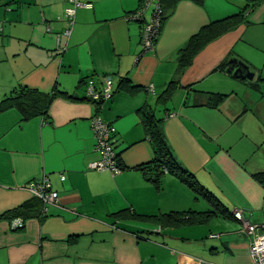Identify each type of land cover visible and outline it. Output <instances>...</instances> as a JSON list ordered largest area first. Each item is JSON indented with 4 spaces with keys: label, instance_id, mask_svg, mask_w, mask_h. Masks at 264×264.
I'll return each instance as SVG.
<instances>
[{
    "label": "crops",
    "instance_id": "obj_1",
    "mask_svg": "<svg viewBox=\"0 0 264 264\" xmlns=\"http://www.w3.org/2000/svg\"><path fill=\"white\" fill-rule=\"evenodd\" d=\"M79 1L90 6L78 7L69 26L65 0H0V103L22 89L52 96L45 116L28 119L12 101L0 105V264H253L250 237L230 211L264 225L256 177L264 172V0H161L164 21L141 55V23L126 18L141 0ZM235 16L175 75L193 35ZM231 59L252 78L220 68ZM175 76L169 99L159 100ZM105 77L111 98L88 99L87 81L101 89ZM211 93L226 97L210 106ZM139 110L159 121L173 158L217 208L172 174L155 185L139 169L154 157ZM96 115L115 129L117 175L87 167L98 157ZM43 175L58 194L45 212L24 189ZM19 208L31 215L11 230L1 216ZM188 211L216 214L192 224L156 220Z\"/></svg>",
    "mask_w": 264,
    "mask_h": 264
},
{
    "label": "trees",
    "instance_id": "obj_2",
    "mask_svg": "<svg viewBox=\"0 0 264 264\" xmlns=\"http://www.w3.org/2000/svg\"><path fill=\"white\" fill-rule=\"evenodd\" d=\"M200 4L201 0H197ZM163 9V6L161 5ZM240 20L238 16L235 17H227L218 21H215L208 26L203 27L198 33L193 35L186 45L179 51L178 54V65L175 75L186 68L190 63L200 46L205 41L221 34L225 29H230ZM164 21V13L162 10V23ZM160 31V30H159ZM238 61V60H237ZM242 63V62H241ZM243 64V63H242ZM229 65V62H225L220 65V68L225 69ZM244 66V65H243ZM177 86V77H173L166 85L164 92L161 94L159 100H168L172 91ZM132 89L133 87H128ZM226 95L211 93L209 94L208 104L210 106H215L220 104ZM52 96L41 94L35 90L31 89H22L21 93H17L14 97H9L0 103L3 106L6 102L12 101V104L17 107V109L22 114L23 119H28L33 116H45L47 113V109L49 107ZM6 107H1L0 110ZM141 114L144 131L145 134L148 135L149 140L153 145L154 157L147 162L145 165L140 167L139 169L144 172L147 176V179L150 180L153 184L158 185L159 180L165 172L163 169H166V173L172 174L178 180L183 182L188 188H190L194 193L203 195L207 200L211 201V205L215 208L218 207V204L215 200L205 191V189L197 182V180L192 176L191 173L187 172L185 169L179 165L176 160L173 158L171 151L166 144L160 127L158 125V120H155L151 113L148 110H139ZM257 179L264 181V172L258 174ZM38 200V199H37ZM220 212H225L220 210ZM189 214V215H185ZM216 214L214 211L197 213L193 211H188L184 213H169L162 214L156 217L157 222H165L167 224H175V223H199L206 220L207 217ZM31 215V211L29 209L22 210L15 209L10 211L4 215L2 218H8L9 223L14 218H21L23 220V226L18 229L11 230H20L24 227L25 218ZM231 215V214H230ZM21 216V217H19ZM138 217V216H137ZM140 219H148L153 220V217H139Z\"/></svg>",
    "mask_w": 264,
    "mask_h": 264
},
{
    "label": "built area",
    "instance_id": "obj_3",
    "mask_svg": "<svg viewBox=\"0 0 264 264\" xmlns=\"http://www.w3.org/2000/svg\"><path fill=\"white\" fill-rule=\"evenodd\" d=\"M64 17L69 26L74 23L75 12L78 7H88L89 3H81L79 0H65ZM148 12L149 17L145 19ZM127 19H133L141 23L140 30V47L139 55L151 51L158 37L162 21L161 0H141L139 8L126 15ZM65 35L70 33L67 29ZM147 90L152 92L153 85L148 84ZM113 93L111 77H105L101 89H96L92 79L87 81L86 95L87 98L94 102H104L111 98ZM173 114H169L172 116ZM90 129L95 139L94 149L98 157L87 163L88 169L96 171H108L111 175L121 173L122 168L119 165L117 154L111 143V136L115 132L112 125L105 123L99 116L90 118ZM166 173V169H163ZM63 180L64 176L61 175ZM33 198L42 203V212L46 211L48 205L56 204L58 194L51 188L47 175H43L37 180L30 181L24 187ZM232 217L241 225L242 232L250 237L249 256L253 264H264V225L251 223L243 216L240 208H233L230 211ZM11 229H18L23 226L21 218H14L10 221Z\"/></svg>",
    "mask_w": 264,
    "mask_h": 264
},
{
    "label": "water",
    "instance_id": "obj_4",
    "mask_svg": "<svg viewBox=\"0 0 264 264\" xmlns=\"http://www.w3.org/2000/svg\"><path fill=\"white\" fill-rule=\"evenodd\" d=\"M228 62L229 65L225 69L226 73H229L231 71L232 75L235 77L246 79L252 78V74L249 71H246L245 73L242 72L243 64L240 61H237V59H231ZM235 65H237V67L234 68Z\"/></svg>",
    "mask_w": 264,
    "mask_h": 264
}]
</instances>
